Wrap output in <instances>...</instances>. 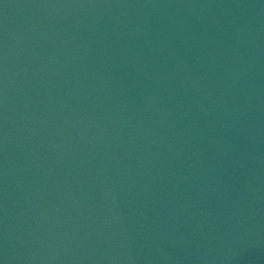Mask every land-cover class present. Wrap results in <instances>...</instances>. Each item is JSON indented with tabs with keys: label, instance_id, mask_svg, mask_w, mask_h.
<instances>
[{
	"label": "water",
	"instance_id": "1",
	"mask_svg": "<svg viewBox=\"0 0 264 264\" xmlns=\"http://www.w3.org/2000/svg\"><path fill=\"white\" fill-rule=\"evenodd\" d=\"M0 264H264V0H0Z\"/></svg>",
	"mask_w": 264,
	"mask_h": 264
}]
</instances>
